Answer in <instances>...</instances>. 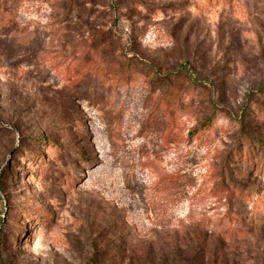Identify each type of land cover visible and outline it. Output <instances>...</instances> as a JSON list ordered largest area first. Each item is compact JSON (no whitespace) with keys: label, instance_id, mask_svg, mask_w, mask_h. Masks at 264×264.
Segmentation results:
<instances>
[{"label":"rangeland","instance_id":"374dc122","mask_svg":"<svg viewBox=\"0 0 264 264\" xmlns=\"http://www.w3.org/2000/svg\"><path fill=\"white\" fill-rule=\"evenodd\" d=\"M0 264H264V0H0Z\"/></svg>","mask_w":264,"mask_h":264},{"label":"trees","instance_id":"16d2710c","mask_svg":"<svg viewBox=\"0 0 264 264\" xmlns=\"http://www.w3.org/2000/svg\"><path fill=\"white\" fill-rule=\"evenodd\" d=\"M209 118V119H208ZM207 119H208V121H206V120H204V121H202V122H200V124H198V125H196V127L194 128V130L195 131H204V130H206V128H208L209 127V125H210V123H211V121H212V118H210V117H208ZM249 191V192H253V193H255L256 194V190L255 189H246V191ZM237 191V194L239 195V196H243V197H246V194H241V192L237 189L236 190Z\"/></svg>","mask_w":264,"mask_h":264}]
</instances>
